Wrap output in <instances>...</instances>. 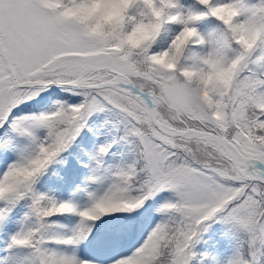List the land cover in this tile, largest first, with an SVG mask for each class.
<instances>
[{
	"label": "snow or ice",
	"instance_id": "6c2138e0",
	"mask_svg": "<svg viewBox=\"0 0 264 264\" xmlns=\"http://www.w3.org/2000/svg\"><path fill=\"white\" fill-rule=\"evenodd\" d=\"M0 264H264V0H0Z\"/></svg>",
	"mask_w": 264,
	"mask_h": 264
}]
</instances>
